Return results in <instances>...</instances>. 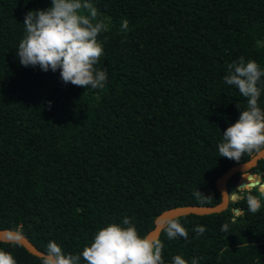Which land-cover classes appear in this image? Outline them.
I'll return each instance as SVG.
<instances>
[{"label": "trees", "instance_id": "trees-1", "mask_svg": "<svg viewBox=\"0 0 264 264\" xmlns=\"http://www.w3.org/2000/svg\"><path fill=\"white\" fill-rule=\"evenodd\" d=\"M92 3L110 29L98 37L103 89L65 84L59 70L24 67L16 50L25 15L51 0H0V227L19 230L43 251L54 240L76 255L100 229L127 227L125 217L143 236L167 207L215 204L216 177L250 157L218 153L223 131L247 108L224 76L241 57L264 71V0ZM258 86L264 109V76ZM250 171L264 184V158ZM241 173L227 180L236 197L224 210L173 218L187 240H169L161 230L164 264L176 255L188 264H264V196L250 213L247 190L236 188ZM258 186L249 187L253 195ZM198 225L205 228L199 236ZM0 249L16 264H41L17 242L0 240Z\"/></svg>", "mask_w": 264, "mask_h": 264}, {"label": "clouds", "instance_id": "clouds-1", "mask_svg": "<svg viewBox=\"0 0 264 264\" xmlns=\"http://www.w3.org/2000/svg\"><path fill=\"white\" fill-rule=\"evenodd\" d=\"M25 36L16 50L17 57L24 67L39 66L43 71L56 72L65 84L88 89H103L108 76L106 70L95 66L104 55L103 44L98 37L110 31L104 20L98 19V11L92 0H51L47 9L26 13ZM127 30V21L122 24ZM224 82L238 89L247 99V108L241 109L238 120L223 131V141L218 145L220 157L239 161L243 156L264 152V109L259 100L262 89L258 86L264 71L254 60L245 62L244 58L227 65ZM249 183L239 187L237 192L247 190L246 203L250 213L261 209L259 196H264V184L259 185L258 195H253ZM202 193L195 192L199 197ZM123 227L110 224L100 229L93 242L79 254H65L62 247L53 241L40 254L41 264H164L162 251L164 245L151 234L141 236L132 221L125 217ZM222 231L228 232L229 225ZM163 231L169 240L183 238L188 232L178 219L166 223ZM197 236L205 231L203 226L194 229ZM0 264H16L10 252L0 249ZM172 264H188L181 255L172 259ZM191 264H198L193 258Z\"/></svg>", "mask_w": 264, "mask_h": 264}, {"label": "water", "instance_id": "water-1", "mask_svg": "<svg viewBox=\"0 0 264 264\" xmlns=\"http://www.w3.org/2000/svg\"><path fill=\"white\" fill-rule=\"evenodd\" d=\"M264 158V152L253 153L247 160L232 164L226 170H224L215 179V185L220 193V200L215 204H182L167 207L161 210L153 219V226L146 232L158 238L161 230L164 228L166 223L173 218L185 214H207L212 212H219L224 210L230 199L236 197L235 193H229L226 183L227 180L236 172H245V177L240 179L236 184V188L243 184L249 183L248 187L253 185H261L259 179L253 177V172L250 169L255 166L259 159ZM235 212H238V208H234ZM0 240L1 241H13L21 244L29 252L40 257V254L45 252L39 249L26 235L21 233L19 230L12 229L9 227H0Z\"/></svg>", "mask_w": 264, "mask_h": 264}, {"label": "rangeland", "instance_id": "rangeland-1", "mask_svg": "<svg viewBox=\"0 0 264 264\" xmlns=\"http://www.w3.org/2000/svg\"><path fill=\"white\" fill-rule=\"evenodd\" d=\"M255 177H257L259 180L261 179V176L259 174L253 173ZM245 172H242L240 175V179L244 178ZM239 179V180H240ZM263 179H264V174H263ZM259 187V186H258Z\"/></svg>", "mask_w": 264, "mask_h": 264}]
</instances>
